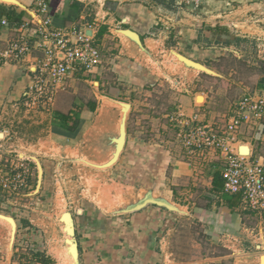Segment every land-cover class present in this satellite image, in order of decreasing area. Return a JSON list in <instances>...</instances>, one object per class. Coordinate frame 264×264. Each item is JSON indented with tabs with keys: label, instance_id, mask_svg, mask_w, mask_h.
Instances as JSON below:
<instances>
[{
	"label": "rangeland",
	"instance_id": "obj_1",
	"mask_svg": "<svg viewBox=\"0 0 264 264\" xmlns=\"http://www.w3.org/2000/svg\"><path fill=\"white\" fill-rule=\"evenodd\" d=\"M225 2L228 4L220 8L221 14L236 12L238 20L234 30L239 36L223 42L229 52L215 60H190L201 64V68L204 65L201 71L187 66L185 58L176 57L181 53L172 48L170 63L155 71L159 81L154 86L135 88L132 85L111 98L132 104L126 116L112 109V123L119 128L118 143L112 151L103 153L98 135L95 139L98 124L92 129L93 134L90 130H81L73 143L47 137L45 126L39 123L43 116L53 119L55 99L47 111L20 103L14 105L16 114L12 122L5 121L3 118L7 116H3L0 133L5 127L12 131L0 139V216L4 218H0V264H85V253L90 255L89 264L117 255L127 261L135 259L139 249L131 244L109 243V236L102 238L100 224L116 218L130 224V217L137 211L135 207L147 200L165 203L171 208L159 206L170 216L162 218L163 226L167 224L164 231L174 229L170 244H163L170 264H209L213 258L228 254L240 257L232 258L231 264H252L250 257L260 258L263 264L262 215L257 214L263 222V231H259L257 217L243 211L245 217L239 238L229 243L228 238L223 242L205 235L203 226L207 223L191 214L195 206L211 203L207 194L209 170L213 164L222 166V161L220 154L209 151L205 145L190 154L184 140L188 131L184 122L191 125L193 119L194 124L206 125L212 130L223 127L238 99L255 90V82L261 75L260 63L264 60V43L244 37L255 36L262 22L259 15L255 17L251 10L243 11V6L250 4L245 0ZM170 4L165 18V21L169 19V26L185 14H195L201 0H170ZM214 14L218 15L219 11ZM249 17L250 22L257 20L255 24H247ZM200 43L205 48L210 44L204 36ZM89 81L94 83L80 82L82 98L100 99V92H96L98 80L90 78ZM183 96L195 107L184 105ZM199 96L204 98L201 103L197 102ZM184 109L192 113L187 116ZM16 126L23 130L14 129ZM179 161L189 164L192 173L175 182L174 162ZM66 216L68 224L64 220ZM5 218L13 219V228ZM244 223L253 229L252 233ZM71 245L74 259L67 254Z\"/></svg>",
	"mask_w": 264,
	"mask_h": 264
},
{
	"label": "crops",
	"instance_id": "obj_2",
	"mask_svg": "<svg viewBox=\"0 0 264 264\" xmlns=\"http://www.w3.org/2000/svg\"><path fill=\"white\" fill-rule=\"evenodd\" d=\"M32 1L0 0V18L5 17L11 23L30 21L34 15ZM47 1L48 12L55 27L81 25L86 22L97 23L99 26L97 38L103 55L100 65L91 73L76 75L68 81V88L56 95L53 119L43 116L39 124L45 126L47 137L61 143H73L80 135L81 130H85V132L90 130L93 134L92 129L98 124L100 128L96 133L99 134L95 133L94 137L97 139L98 135L103 153L112 151L113 146L118 143L116 138L119 128L112 123L114 121L112 109L114 108L119 114L126 116L132 107L130 102H118L111 98L121 94V90L132 85L135 88L154 86L159 81L155 71L164 69L165 65L170 63L174 54L172 48L182 54H177L176 57L185 58L186 65H190L191 69L203 71L204 65L201 68V64L198 65L193 61L199 59L201 61L204 58L215 60L218 57H224L225 52H229V50L225 49L223 42L239 36L234 30L238 22L236 12L221 14L223 4H228L225 0H201L195 14H185L178 21L172 22L177 27L172 26L173 24L169 26V19L165 21L171 7L170 0H165V4L153 0ZM245 1L250 4L243 6V11L251 10L255 17L259 15V21L264 22V0H255L253 3L250 0ZM217 11L219 14L215 15L214 12ZM251 17L247 19V24H255L254 22L257 21L253 19L254 22H250ZM218 18L223 20H217ZM262 22H260L259 29L253 34L255 36L244 37H250L251 42L255 40L263 44L264 24L261 25ZM9 36V32L0 28V46ZM202 36L207 37L210 42L206 48L200 43ZM172 42L173 45H169ZM162 55L163 59H161ZM27 66V63L0 65V120L6 115L7 118L3 119L12 122L11 118L16 114L14 105L22 102L24 92L31 81ZM260 70L261 75L255 82V90L264 89V60L260 63ZM90 78L98 80L99 88L96 89V92H100V99H97L96 96V99L85 101L81 96L83 88H81L80 82L89 83ZM182 98L184 105L189 104V106L195 107L188 97L183 96ZM98 110L100 112L96 115ZM183 112L187 116L192 113L189 109H184ZM44 121H46L45 124ZM72 127L75 128V131L71 130ZM5 128V131L0 133V139L12 131L9 127ZM14 129L23 130L19 126ZM239 139L249 146L250 157L264 166V123L255 127H243ZM219 169L218 164H213L209 170L207 194L211 203L205 207L195 206L192 208L191 214L193 213L196 218L200 219V222L207 223L203 226L205 235L214 236L215 240L220 239L223 242L228 238L230 243L239 238L237 235L241 233L240 229L245 217L243 211L245 210L240 208L238 198H236V204L229 207L222 197L226 195L220 196L221 191H214L212 182L214 176L220 174ZM190 173L192 172L189 164L182 161L174 162L172 176L175 182L189 177ZM221 184L223 186V181ZM170 196H173L172 193ZM161 211L159 206L149 207L145 204L132 214L129 219L130 224H124L122 219L117 218L113 222L100 224L102 238L105 239L109 236V243L131 244L137 250L139 249L137 257L128 260L134 261L133 264H170L171 261L165 253L163 244H170L174 229L164 231L167 224L165 223L163 226L162 218L166 219L170 216L165 210L162 211L163 214ZM245 212L257 217L258 229L262 230L264 221L261 223L257 214L250 211ZM167 221L169 223V220ZM244 226L248 228L245 223ZM89 227L94 230L93 226ZM84 258L85 264H89V253H85ZM109 258L101 262L97 260L93 264H130L127 263V260L119 258L118 255L109 256ZM232 258L238 260L240 257L235 254L223 255L213 258L209 264H231ZM249 259L252 264H260V258L250 257Z\"/></svg>",
	"mask_w": 264,
	"mask_h": 264
},
{
	"label": "built area",
	"instance_id": "obj_3",
	"mask_svg": "<svg viewBox=\"0 0 264 264\" xmlns=\"http://www.w3.org/2000/svg\"><path fill=\"white\" fill-rule=\"evenodd\" d=\"M30 21L9 22L0 18V28L10 33L0 46V65L27 63L31 75L22 105L47 111L56 95L68 88L76 75H86L102 60L97 23L55 27L48 12L47 0H33ZM184 122L188 131L185 145L191 153L201 146L220 154L221 194L239 195L240 208L264 216V166L239 153L244 144L239 139L243 127L264 123V89L245 93L234 104L232 115L219 130ZM194 125V126H193ZM189 154V153H188ZM253 232L252 228H247Z\"/></svg>",
	"mask_w": 264,
	"mask_h": 264
},
{
	"label": "trees",
	"instance_id": "obj_4",
	"mask_svg": "<svg viewBox=\"0 0 264 264\" xmlns=\"http://www.w3.org/2000/svg\"><path fill=\"white\" fill-rule=\"evenodd\" d=\"M153 1H155L157 3L165 4V0H153ZM71 130L72 131H75V128L72 127ZM221 181H222V178H221L220 174L219 175L216 174L214 176V179H213V182H212L213 189H214L215 192H219L221 190V187H222ZM223 197L225 199V203L229 207H231L232 205L236 204V202H237L236 198L239 199V196L238 195H226V196H223Z\"/></svg>",
	"mask_w": 264,
	"mask_h": 264
},
{
	"label": "bare ground",
	"instance_id": "obj_5",
	"mask_svg": "<svg viewBox=\"0 0 264 264\" xmlns=\"http://www.w3.org/2000/svg\"><path fill=\"white\" fill-rule=\"evenodd\" d=\"M204 68H205V67H204ZM197 100H198V101H197L198 103H201V102H203V97H200V96H199ZM117 150H118V148H117ZM117 150H116V151H117ZM239 153H240L241 155H243V156H248V155L250 154V148H249V146H248V145H243V144L240 145V146H239ZM0 218L4 219L3 216H0ZM5 219H6V218H5ZM60 219H61V218H60ZM6 220L9 221L11 227L13 228V224L11 223L12 220H11V221L8 220V219H6ZM64 220H65V222H67V224H68V222H69V218H68V216L64 217ZM64 220H63V221H64ZM63 221H62V222H63ZM68 228H69V227H68ZM65 232H66V231H65ZM68 233H69V232H68ZM65 234H66V233H65ZM69 237H70V236H69ZM66 239L69 240V238H67V237H66ZM70 239H71V238H70ZM67 242H68V241H67ZM67 242H66V243H67ZM69 243H70V242H69ZM69 243H68V244H69ZM68 247H69V246H68ZM70 248H71V249H70ZM70 248H68V250H67L68 253H67V254H69L68 256H70L72 259H74V257H75V253H74V251H73L74 248H73L72 245L70 246ZM72 253H73V256H74V257L72 256ZM261 260H262V259H261ZM71 262H72V261H71ZM73 262H74V260H73Z\"/></svg>",
	"mask_w": 264,
	"mask_h": 264
},
{
	"label": "water",
	"instance_id": "obj_6",
	"mask_svg": "<svg viewBox=\"0 0 264 264\" xmlns=\"http://www.w3.org/2000/svg\"><path fill=\"white\" fill-rule=\"evenodd\" d=\"M123 133H124V130L122 129V131H121V137L123 136ZM120 148H121V145L118 147L117 152L119 151ZM147 203H149V204H155V205H157V206H164V207L168 208L169 210H171V208L169 207V205H167V204H165V203H160V202H157V201H154V200H147V201H145L144 203H141L140 205L136 206L135 209L138 210V209L142 208V207H143L145 204H147ZM11 220L13 221L12 218H11ZM15 227H16V225H15ZM14 231H15V230H14ZM13 233H14V232H13ZM263 257H264V256H263Z\"/></svg>",
	"mask_w": 264,
	"mask_h": 264
}]
</instances>
